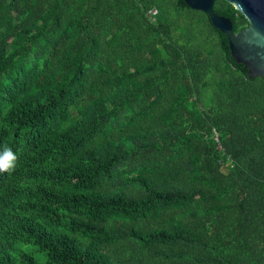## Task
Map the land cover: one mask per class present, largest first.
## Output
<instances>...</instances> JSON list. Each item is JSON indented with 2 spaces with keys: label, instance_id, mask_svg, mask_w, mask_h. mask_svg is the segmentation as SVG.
Returning <instances> with one entry per match:
<instances>
[{
  "label": "trees",
  "instance_id": "trees-1",
  "mask_svg": "<svg viewBox=\"0 0 264 264\" xmlns=\"http://www.w3.org/2000/svg\"><path fill=\"white\" fill-rule=\"evenodd\" d=\"M7 150L0 264H264V76L185 0H0Z\"/></svg>",
  "mask_w": 264,
  "mask_h": 264
},
{
  "label": "water",
  "instance_id": "water-1",
  "mask_svg": "<svg viewBox=\"0 0 264 264\" xmlns=\"http://www.w3.org/2000/svg\"><path fill=\"white\" fill-rule=\"evenodd\" d=\"M248 20L234 31L232 20L214 11L215 0H185L192 8L207 13L213 24L227 35L231 54L249 69L250 78L264 76V0H227Z\"/></svg>",
  "mask_w": 264,
  "mask_h": 264
},
{
  "label": "clouds",
  "instance_id": "clouds-1",
  "mask_svg": "<svg viewBox=\"0 0 264 264\" xmlns=\"http://www.w3.org/2000/svg\"><path fill=\"white\" fill-rule=\"evenodd\" d=\"M14 159L15 157L10 150L5 151L4 154L0 156V171L10 168Z\"/></svg>",
  "mask_w": 264,
  "mask_h": 264
},
{
  "label": "built area",
  "instance_id": "built-area-1",
  "mask_svg": "<svg viewBox=\"0 0 264 264\" xmlns=\"http://www.w3.org/2000/svg\"><path fill=\"white\" fill-rule=\"evenodd\" d=\"M151 12L153 15H155L158 11H157V9H153Z\"/></svg>",
  "mask_w": 264,
  "mask_h": 264
}]
</instances>
